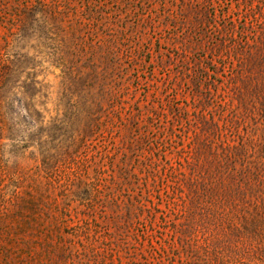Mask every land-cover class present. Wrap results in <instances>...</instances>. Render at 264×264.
<instances>
[{"label":"rangeland","instance_id":"1","mask_svg":"<svg viewBox=\"0 0 264 264\" xmlns=\"http://www.w3.org/2000/svg\"><path fill=\"white\" fill-rule=\"evenodd\" d=\"M193 1L0 0V52L11 43L14 54L12 76L0 89V120L6 123L5 130L0 129L1 157L17 172L4 183H11L10 188L21 184L22 190L34 186L38 194L48 189L59 201H71L73 215L84 209L74 193L95 199L96 216L117 212L112 197L120 192L121 167L132 164L126 143L132 130L123 122L135 104L173 98L182 111L176 118L174 101L167 108L174 145L193 151L190 157L201 154L205 163L202 172L184 169L187 177L193 173L197 188L208 180L202 177L207 166L215 171L206 158H215L213 163L222 160V170L231 167L232 159L238 168L244 164L245 172L238 176L247 182L245 197L233 186L224 194L214 188L200 199L220 198V193L234 199L229 221L220 220L216 230L231 243L245 239L252 262L264 264V0L245 2L255 13L256 20L246 30L257 35V56L240 61L230 57L224 65L206 68L207 78L199 80L193 75L200 74L193 64L194 42L200 20L204 24L210 14ZM243 7L234 1L227 13ZM91 37L97 43L94 48L83 45L88 54L106 59L87 67L82 45L72 41L87 42ZM72 60L77 72L73 74L67 71ZM109 60L114 69L106 67ZM78 132L86 137L78 141ZM47 167L58 176H70L69 188L61 186L63 178L53 182L54 176L47 177ZM99 220L115 230L111 218Z\"/></svg>","mask_w":264,"mask_h":264},{"label":"trees","instance_id":"2","mask_svg":"<svg viewBox=\"0 0 264 264\" xmlns=\"http://www.w3.org/2000/svg\"><path fill=\"white\" fill-rule=\"evenodd\" d=\"M223 1L204 0L202 3L197 0L195 3L201 4L200 7L210 14L204 24L200 20L201 29L194 42L193 64L200 74L193 75L198 80L207 78L208 68L215 69L218 63L224 65L230 57L240 61L247 55L256 57L259 51L255 31L250 34L246 30L248 23L252 25L256 20L253 8L245 3L246 0H228L226 5ZM234 1L237 6L244 7L228 14L230 3ZM93 41V37L87 42L72 41L73 45H82L80 51L88 61L87 67L96 66V60L102 64L106 59V56L100 58L94 53L88 54L86 46L90 43V48H94L97 41ZM11 46V43L6 44L0 52V89L12 76L14 54L10 53ZM109 62H105L106 67L114 69L113 61ZM73 63L74 60L67 69L71 74L77 73ZM61 64L66 65L64 59ZM186 90L193 89L187 87ZM76 103L73 100V108ZM170 107L178 118L182 111L173 98L171 101L167 98L165 101L152 99L144 105L135 104L129 110L130 116L123 125H130L132 130L126 142L132 150V164L121 167L123 181L120 192L112 197L116 201L117 212L103 211L99 216H96L95 199L87 194L74 193L84 209L73 215L71 201H59L58 195L48 192V189L38 194L34 186L30 190H22L21 184L10 188L11 183L4 181L17 176V172L3 163L0 141V264H257L252 262L251 246L246 245L245 239L231 243L228 237L224 238L216 230L221 225L220 220L229 221L227 219L233 214L231 204L235 201L223 195L224 192L236 186L245 197L242 189L247 182L238 176V173L245 172L244 164L240 163L238 168L232 159L231 167L222 170V160L213 163L215 158H206L215 165V171L211 173V167L207 166L202 177L208 180L203 188H197L193 183V173L187 177L184 169L189 167L193 172L197 169L202 172L205 163L201 154L193 158L189 156L193 151L178 150L174 145L167 127L171 128L173 123L168 117L171 110L167 108ZM98 108L103 109V105ZM109 113H114V110ZM99 118H91L89 124L93 126ZM57 121L62 124L63 120ZM0 122L1 131L5 130V121L1 119ZM77 135L80 136H76L78 141L86 137L85 133L81 135L78 132ZM76 137L72 138V143ZM225 158L228 157L224 156L223 160ZM47 170V177L54 176L53 182L63 178L61 186L69 188L70 176H58L50 167ZM187 182L193 185L188 187ZM214 188L222 189L220 198L200 199L201 195L207 196ZM217 208L221 210L217 212ZM213 209H216L214 214ZM100 217L111 218L115 230L111 231L113 226L103 224Z\"/></svg>","mask_w":264,"mask_h":264}]
</instances>
